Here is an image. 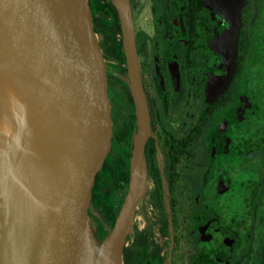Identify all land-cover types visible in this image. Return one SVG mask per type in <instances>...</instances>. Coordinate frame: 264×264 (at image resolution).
<instances>
[{"label": "flooded vegetation", "instance_id": "flooded-vegetation-1", "mask_svg": "<svg viewBox=\"0 0 264 264\" xmlns=\"http://www.w3.org/2000/svg\"><path fill=\"white\" fill-rule=\"evenodd\" d=\"M126 4L149 129L123 264H264V0L244 1L233 67L224 0ZM90 7L111 137L86 210L103 240L133 194L138 115L119 12L113 0Z\"/></svg>", "mask_w": 264, "mask_h": 264}, {"label": "water", "instance_id": "water-1", "mask_svg": "<svg viewBox=\"0 0 264 264\" xmlns=\"http://www.w3.org/2000/svg\"><path fill=\"white\" fill-rule=\"evenodd\" d=\"M245 0H224L226 58L236 61ZM122 22L138 131L132 195L99 242L86 203L110 144L106 64L90 0H0V61L21 77L29 134L4 133L0 147V264H123L149 129L127 5Z\"/></svg>", "mask_w": 264, "mask_h": 264}, {"label": "bare ground", "instance_id": "bare-ground-1", "mask_svg": "<svg viewBox=\"0 0 264 264\" xmlns=\"http://www.w3.org/2000/svg\"><path fill=\"white\" fill-rule=\"evenodd\" d=\"M126 4V0H124ZM4 133L29 134L21 93V77L6 59L0 61V147Z\"/></svg>", "mask_w": 264, "mask_h": 264}, {"label": "rangeland", "instance_id": "rangeland-1", "mask_svg": "<svg viewBox=\"0 0 264 264\" xmlns=\"http://www.w3.org/2000/svg\"><path fill=\"white\" fill-rule=\"evenodd\" d=\"M99 13L101 14V16H102V18L107 22V23H109L110 22V17H109V15H108V12H107V10L104 8V9H101L100 11H99ZM108 227H107V232H106V234H105V236L107 235V233L109 232L108 231ZM105 236H104V238H105ZM98 240V239H97ZM99 242H101L102 240H98Z\"/></svg>", "mask_w": 264, "mask_h": 264}, {"label": "trees", "instance_id": "trees-1", "mask_svg": "<svg viewBox=\"0 0 264 264\" xmlns=\"http://www.w3.org/2000/svg\"><path fill=\"white\" fill-rule=\"evenodd\" d=\"M93 1V0H92ZM90 2H91V0H90Z\"/></svg>", "mask_w": 264, "mask_h": 264}]
</instances>
